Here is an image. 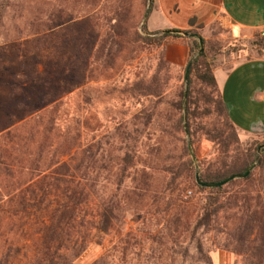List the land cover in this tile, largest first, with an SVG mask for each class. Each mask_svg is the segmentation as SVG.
<instances>
[{
    "label": "rangeland",
    "instance_id": "374dc122",
    "mask_svg": "<svg viewBox=\"0 0 264 264\" xmlns=\"http://www.w3.org/2000/svg\"><path fill=\"white\" fill-rule=\"evenodd\" d=\"M156 2L153 0L151 11L143 20L145 11L149 10L148 0H0L1 75H24L41 81H45L48 74L51 78L69 79L73 76L78 81L83 76L81 88L60 93L62 96L56 104L52 103L54 105H49L47 110L57 106V118L64 123L81 119L87 141L98 148V156L105 161L109 146H120V140L114 137L119 118L129 124L134 118H153L140 137L133 168L128 170L119 187L120 209L116 221L106 234L92 231L85 252L75 264H195L193 257L197 242L211 264H245L244 255L223 247L225 237L237 222L236 208L227 213L230 220L223 222L224 216L220 215L217 226L209 230L194 231V223L203 216L204 209L208 206L210 210L214 208L212 203L220 195L224 197L219 199V204L227 206H239L245 197H258L264 204V133L241 135L231 128L226 119V108L219 104V93L208 87L205 92L210 116L197 118L191 123L190 137L185 122L187 82H184V72L190 58L194 60L199 55L200 48L203 53L201 61L208 65L213 76L215 71H227L239 61L264 60V50L256 45L259 38H264L263 31L236 33L218 12L209 22L190 29H161L164 22L159 20L156 27L160 29L150 30L148 21ZM114 8L128 10L131 24L139 33L144 25L147 32H160L159 35L167 36L168 40L162 46L140 49L128 61H124L128 56L120 58L114 76L109 71L103 73L99 66L81 65L75 61L77 52L72 48L70 65L57 66L56 56L50 55L54 39L45 43L44 37L35 35L48 24L56 26L57 30L70 25V36L74 34L83 43L93 31L92 24L95 21L102 25L104 20L108 22ZM177 31L195 37H186ZM93 35L95 37L96 32ZM178 36L183 39H177ZM190 39L202 44L195 49L193 56L189 55L194 47V41ZM160 57L165 65L160 68L161 96L157 99L145 95V92L152 89L150 78ZM99 73L105 77L98 76ZM53 88L48 91V101L57 98ZM7 91L0 86V102L7 99ZM192 94L191 102H194L196 96ZM27 100L26 96L20 99ZM32 101L35 103L37 99ZM180 104L182 111L177 109ZM191 111L198 115L202 109L193 105ZM179 118L180 126L171 133V127L173 124L175 127ZM209 125L228 139L235 135L239 148L250 150L253 155L250 168L255 165L248 183L243 179L233 180L221 187L218 195L209 188L200 190L194 179L196 172L200 175L205 166L215 165L221 156L216 143L204 135ZM127 130L131 128L128 126ZM142 172L148 174L149 191L145 200L138 201L134 193H138L137 189L142 186ZM172 179L173 193L160 195ZM98 183L104 198L115 188L113 179H108L103 172ZM183 201L188 202L186 207L181 203ZM175 215L179 216L177 225ZM185 251H188V257Z\"/></svg>",
    "mask_w": 264,
    "mask_h": 264
},
{
    "label": "trees",
    "instance_id": "16d2710c",
    "mask_svg": "<svg viewBox=\"0 0 264 264\" xmlns=\"http://www.w3.org/2000/svg\"><path fill=\"white\" fill-rule=\"evenodd\" d=\"M152 4L153 0H150L148 12ZM107 21L104 20L103 25L95 21L93 31L83 43L74 34L70 36V25L57 30L56 26L48 24L35 35L44 37L45 43L54 39L50 55L56 56L57 66L70 65L72 48L77 52L75 61L86 67L99 66L103 73L109 71L112 76L118 71L120 58L128 56L124 60L128 61L140 49L162 46L168 41L167 36L159 35L160 32H147L144 25L142 33L135 30L128 10L114 8ZM177 39L183 37L178 36ZM190 40L194 41L189 53L193 56L195 49L200 47L194 39ZM256 45L264 50V38H259ZM202 57L200 52L193 60L187 81L185 122L190 137L191 123L197 118L210 116L206 88L219 93L214 76L208 65L201 61ZM163 65L165 63L160 57L150 78L152 89L146 90L145 95L157 99L161 96L159 75ZM103 75L99 73L98 76L105 77ZM82 80L73 79V76L69 79L51 78L48 74L46 80L41 81L24 75L2 77L0 72V86L8 89L7 99L0 102V264H75L85 252L92 231L106 234L119 215V187L128 170L133 168L136 147L153 118H134L130 124L119 118L114 137L120 140V146L111 144L105 161L98 156V148L87 141L85 124L81 119L64 123L57 118V106L47 110L49 105L59 100L60 93H71L81 88L84 85ZM51 87H55L57 98L48 101ZM192 92L196 96L194 102H191ZM25 96L29 100L20 101ZM82 96L85 99L84 92ZM32 99H37V102L33 103ZM219 104L226 108L220 93ZM193 105L202 109L201 113L194 114L191 111ZM177 109L182 111L181 104ZM226 119L235 129L227 109ZM180 122L181 118L175 122V127L173 124L171 133L176 131ZM204 135L216 143L221 156L215 165L202 169L201 181L219 183L250 168L253 155L250 150L239 148L235 135L228 139L213 125L206 127ZM102 172L108 179L112 178L115 185L105 198L98 187ZM250 178L251 174L242 181L248 183ZM147 180L148 174L142 172V186L137 187L138 193H134L138 201L148 194ZM173 185L174 179L160 191V195H171ZM209 191L218 195L221 188ZM222 197L215 199L212 210L209 206L204 209L203 216L195 220L194 231L217 226L220 215L224 216L223 222L230 220L227 213L236 208L239 216L235 217L237 222L225 237L223 247L244 255L245 264H264V204L258 197H245L239 206L235 204L232 207L219 204ZM181 203L185 207L188 205L186 201ZM174 217L177 225L179 216ZM194 251L193 263L211 264L200 243L197 242ZM185 256H189L188 251H185Z\"/></svg>",
    "mask_w": 264,
    "mask_h": 264
},
{
    "label": "crops",
    "instance_id": "0c3cea01",
    "mask_svg": "<svg viewBox=\"0 0 264 264\" xmlns=\"http://www.w3.org/2000/svg\"><path fill=\"white\" fill-rule=\"evenodd\" d=\"M216 12L234 32L264 31V0H157L148 28L190 29L209 22ZM160 22V21H159ZM214 79L227 115L238 133H264V60H244Z\"/></svg>",
    "mask_w": 264,
    "mask_h": 264
},
{
    "label": "water",
    "instance_id": "95a60500",
    "mask_svg": "<svg viewBox=\"0 0 264 264\" xmlns=\"http://www.w3.org/2000/svg\"><path fill=\"white\" fill-rule=\"evenodd\" d=\"M148 2L150 3V0H148ZM147 13H148V10L145 11L144 16H143V20H145V18L147 16ZM183 35L186 36V37H190V38L195 37L194 35H189V34H186V33H184ZM199 44H200V47H201V45H202L201 42H199ZM199 52H202V48H200ZM192 60H193V58H190V60L188 61L187 65H186V68H185V72H184V82L185 83L187 82V79H188L189 68H190V66L192 64ZM254 167H255V165H253L251 168H249L245 173H243L241 175L230 176V177L224 179L223 181H221L219 183H206V182L201 181L200 178H199V173L198 172L195 173L194 179H195L196 184L199 187H201V188H209V189H211V188H221V187L225 186L226 184H228L229 182H231L233 180L246 178L252 172Z\"/></svg>",
    "mask_w": 264,
    "mask_h": 264
},
{
    "label": "built area",
    "instance_id": "2783aa9c",
    "mask_svg": "<svg viewBox=\"0 0 264 264\" xmlns=\"http://www.w3.org/2000/svg\"><path fill=\"white\" fill-rule=\"evenodd\" d=\"M263 35H264V31H263V33H262Z\"/></svg>",
    "mask_w": 264,
    "mask_h": 264
}]
</instances>
